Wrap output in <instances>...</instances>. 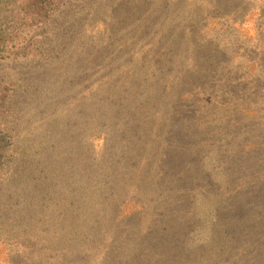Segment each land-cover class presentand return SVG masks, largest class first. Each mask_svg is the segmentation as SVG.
I'll use <instances>...</instances> for the list:
<instances>
[{
	"label": "rangeland",
	"instance_id": "rangeland-1",
	"mask_svg": "<svg viewBox=\"0 0 264 264\" xmlns=\"http://www.w3.org/2000/svg\"><path fill=\"white\" fill-rule=\"evenodd\" d=\"M0 58V264H264V0H63Z\"/></svg>",
	"mask_w": 264,
	"mask_h": 264
},
{
	"label": "trees",
	"instance_id": "trees-1",
	"mask_svg": "<svg viewBox=\"0 0 264 264\" xmlns=\"http://www.w3.org/2000/svg\"><path fill=\"white\" fill-rule=\"evenodd\" d=\"M63 0H0V58L7 48L25 39V28L35 29L50 19ZM4 104L0 101V105ZM7 134L0 130V168L6 159Z\"/></svg>",
	"mask_w": 264,
	"mask_h": 264
}]
</instances>
